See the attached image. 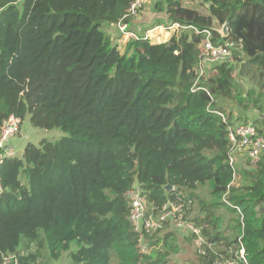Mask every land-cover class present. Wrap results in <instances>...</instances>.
<instances>
[{"label":"trees","instance_id":"trees-1","mask_svg":"<svg viewBox=\"0 0 264 264\" xmlns=\"http://www.w3.org/2000/svg\"><path fill=\"white\" fill-rule=\"evenodd\" d=\"M133 1L0 0V131L15 114L67 133L28 143L21 157L0 164V254L37 264L45 247L59 259L75 242L74 264H178L169 256L180 245L169 234L156 237L164 230L134 231L126 193L137 185L155 208L169 199L192 202L187 216L207 241L195 264L222 257L245 264L241 242L247 264H264V154L235 172L228 130L215 112H226L223 100L234 97L245 119L250 101L264 111L259 97L238 91L234 61L217 64L193 90L202 40L195 30L163 42L145 37L157 25L202 30L228 23L227 37L214 30V40L241 42L234 60L244 57L242 66L263 75L264 0H198L207 13L184 0H153L166 20L132 30L138 37L119 52L105 27ZM256 123L264 136V118Z\"/></svg>","mask_w":264,"mask_h":264},{"label":"built area","instance_id":"built-area-1","mask_svg":"<svg viewBox=\"0 0 264 264\" xmlns=\"http://www.w3.org/2000/svg\"><path fill=\"white\" fill-rule=\"evenodd\" d=\"M147 3L148 0H134L123 17L112 26L123 34H126L128 39L133 37L137 38V33L129 29L130 23L127 19L137 17ZM161 27L165 31H172L173 33L180 29L191 28L202 35V40L199 46L200 55L197 66V78L192 86L193 90H199L202 88L201 83L207 81L213 73L217 72V64L226 61H234L235 53L242 48L241 42L237 43L234 40L226 39L218 41L214 40V30L220 32L223 26L221 28L207 27L201 30L193 25L187 26L180 23H173L169 26L157 25L147 30L145 37L153 41L156 37L154 35L155 30ZM110 36L114 39L113 34H110ZM207 92L211 97V102L214 101V96L209 91ZM215 112L222 117L228 130V137L230 140L229 163L234 171L236 172L239 165L244 160H248L250 166H256L264 154V136L259 134L254 121L235 122V120L231 121L229 119L227 112L221 110H215ZM22 121V118L15 114H11L3 120L0 131V164L5 157L16 156L13 147L9 144L7 145V142L19 132ZM1 190L0 180V191ZM126 195L131 206L129 220L132 223L134 231L152 234L160 230L172 228L182 232L185 236L192 237L197 253L206 254L205 245L207 241L203 236L202 228L197 226L187 216V211L192 203L191 201L186 203L180 198L177 200L169 199L158 208H155L149 204L147 197L137 185L129 189ZM208 246L212 247V244L208 243ZM238 258L247 264L242 242ZM0 263L19 264V260L16 254L1 253ZM218 264H236V260L222 257L218 260Z\"/></svg>","mask_w":264,"mask_h":264},{"label":"rangeland","instance_id":"rangeland-1","mask_svg":"<svg viewBox=\"0 0 264 264\" xmlns=\"http://www.w3.org/2000/svg\"><path fill=\"white\" fill-rule=\"evenodd\" d=\"M184 2L187 6L195 7L196 9H198L199 11L203 13L208 12L207 10L208 5L207 4L204 5L198 0H184ZM166 17L167 16L164 13H157L156 11H154L153 10V0H148V3L145 5V8L141 11V13L137 17H134L132 20L136 22L137 25L135 26V29L138 30V32L139 31L145 32L146 28L153 25L159 20H166ZM105 30L110 34L109 26L105 27ZM163 39L164 38L161 37V32H159L158 36H156L153 39V41L162 42ZM112 41L113 43L117 45V50L119 52L124 51L127 41L126 42L124 41L122 43L118 38L112 39ZM245 60L246 59L244 57L242 60H238V61L234 60V65L236 66V69L234 71V77L236 80L238 91L246 95L250 90H253L254 91L253 97L254 98L259 97V100H260L259 104L264 107V73L263 75L260 74V72L254 67L250 68L247 66L246 67L242 66L245 63ZM243 67H244V71L243 72L239 71ZM222 106H224L225 111L227 113L234 114L235 121L251 120L256 123V119L264 118V111L261 112L260 108L258 106H255L254 102H251V101L248 106V109L246 110L245 119L238 118L243 108L238 105L236 98L233 97V98H227L226 100L224 99ZM66 134L67 133L63 129L58 128V127L42 128V127L35 126L31 122L30 116H27L22 121L19 132L15 136L9 139V141L7 142V145L9 144L10 146H12L14 151L16 152V155L18 157H21L28 143H33V144L38 145L43 139L55 141L65 136ZM243 165H247L246 160L241 162L239 167ZM236 179L237 180L240 179L239 174H238V178ZM196 208H197V203L194 204V210H196ZM193 215H194V212L192 213V216ZM167 234H169L168 235L169 241L173 243L176 242V244L180 245L181 247V250L178 253H172L169 256V261L171 263L195 264L198 262L196 246L192 239H189V237L185 236L182 232H179L178 230H174L172 228H167L166 230L158 233V236L156 237L160 236L163 238ZM156 237H154L153 240H156L157 239ZM162 245L163 244H161L160 247H162ZM140 247L143 252H149L152 248L151 246H149L148 239L141 240ZM217 248H219V250H223V246H217ZM36 249H37L36 245H32V247L30 248V250L34 252H36L35 251ZM76 249H77V244L73 242L71 250L63 252L62 256L59 259H55L52 257L50 250L47 247H45L41 251V254L37 260V264L38 263L40 264H74L70 256V252ZM113 264H115V262H113Z\"/></svg>","mask_w":264,"mask_h":264},{"label":"crops","instance_id":"crops-1","mask_svg":"<svg viewBox=\"0 0 264 264\" xmlns=\"http://www.w3.org/2000/svg\"><path fill=\"white\" fill-rule=\"evenodd\" d=\"M137 24H136V22L134 21V20H132V23H131V25L129 26V29L130 30H135L136 31V29H135V26H136ZM158 30V31H157ZM157 30H155V32H154V35L155 36H158V33L159 32H161V37H163L164 39H163V41H166V40H168L171 36H172V34H173V32L171 31V32H167V31H164V29L161 27V28H158ZM109 32H110V34H113V36H114V39H116V38H118L122 43L125 41H128V36L126 35V34H123L122 32H120L118 29H116V28H114L113 26H109ZM166 35H167V37H166ZM166 37V38H165ZM162 41V42H163ZM121 43V44H122ZM127 43V42H126Z\"/></svg>","mask_w":264,"mask_h":264},{"label":"water","instance_id":"water-1","mask_svg":"<svg viewBox=\"0 0 264 264\" xmlns=\"http://www.w3.org/2000/svg\"><path fill=\"white\" fill-rule=\"evenodd\" d=\"M221 35L225 38L229 34L228 23H225L220 30ZM173 186L171 184L166 185L167 190H171Z\"/></svg>","mask_w":264,"mask_h":264}]
</instances>
